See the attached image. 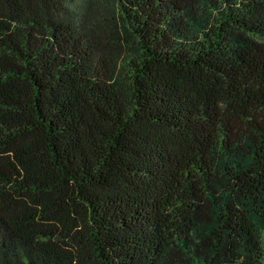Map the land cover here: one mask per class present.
Returning <instances> with one entry per match:
<instances>
[{"label":"trees","instance_id":"1","mask_svg":"<svg viewBox=\"0 0 264 264\" xmlns=\"http://www.w3.org/2000/svg\"><path fill=\"white\" fill-rule=\"evenodd\" d=\"M61 1L0 0V264H264V0H118L101 69Z\"/></svg>","mask_w":264,"mask_h":264},{"label":"rangeland","instance_id":"2","mask_svg":"<svg viewBox=\"0 0 264 264\" xmlns=\"http://www.w3.org/2000/svg\"><path fill=\"white\" fill-rule=\"evenodd\" d=\"M118 4V0H67L58 5L61 13L56 11L62 21L84 30V35L90 41L88 44L97 50L100 69V64L105 67L111 63L106 57L107 53L114 57V64L119 62L124 51L136 49L137 42L125 28ZM50 16L56 18L52 11Z\"/></svg>","mask_w":264,"mask_h":264}]
</instances>
